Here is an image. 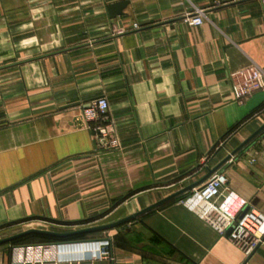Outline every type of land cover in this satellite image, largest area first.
Instances as JSON below:
<instances>
[{"label":"crops","instance_id":"obj_1","mask_svg":"<svg viewBox=\"0 0 264 264\" xmlns=\"http://www.w3.org/2000/svg\"><path fill=\"white\" fill-rule=\"evenodd\" d=\"M250 65L264 75V0H0V235L104 226L200 180L264 124V88L232 93ZM102 97L96 138L82 108ZM217 173L264 215V130ZM105 231L0 245V264H113L77 262L97 240L115 264H264V240L246 256L179 201Z\"/></svg>","mask_w":264,"mask_h":264},{"label":"built area","instance_id":"obj_2","mask_svg":"<svg viewBox=\"0 0 264 264\" xmlns=\"http://www.w3.org/2000/svg\"><path fill=\"white\" fill-rule=\"evenodd\" d=\"M184 21L190 26H200L203 16L197 11L187 16ZM230 78L232 93L238 102L264 88V75L255 65L232 72ZM108 112L109 104L104 97L97 98L82 108L87 128L95 130L96 138L113 134ZM179 203L219 236L237 246L246 256L264 240V215L253 209L245 210L247 202L228 189L225 178L217 172L198 188L192 189ZM49 247L57 250L55 245ZM110 248L111 242L107 240L97 242L94 248L85 249L77 262L108 259L115 264Z\"/></svg>","mask_w":264,"mask_h":264},{"label":"water","instance_id":"obj_3","mask_svg":"<svg viewBox=\"0 0 264 264\" xmlns=\"http://www.w3.org/2000/svg\"><path fill=\"white\" fill-rule=\"evenodd\" d=\"M127 5V2H120L116 3L113 5L108 6V14L110 18H115L116 16L122 15V11ZM264 130V124L256 131L254 132L250 137H248L244 142H242L235 150H233L229 155H227L218 165H216L214 168H207L206 169V174L197 182L190 184L170 196L152 204L151 206L131 215L128 216L122 220H119L117 222L107 224L104 226H98V227H92V228H87V229H82V230H76V231H71V232H52V231H44V230H28V231H21V230H14L8 233H4L0 235V245L9 243L13 240H16L18 238L24 237L29 234H38V235H44V236H50V237H55V238H66V237H71V236H76V235H81V234H87V233H95V232H101L109 229L116 228L120 225H123L125 223H129L133 221L134 219H137L157 208L160 206L182 199L184 196H186L189 192L192 191V189H195L199 187L201 184H203L212 174L217 172L225 163H227L231 157L235 156L241 149H243L250 141H252L257 135H259L262 131Z\"/></svg>","mask_w":264,"mask_h":264},{"label":"trees","instance_id":"obj_4","mask_svg":"<svg viewBox=\"0 0 264 264\" xmlns=\"http://www.w3.org/2000/svg\"><path fill=\"white\" fill-rule=\"evenodd\" d=\"M123 200L124 198L121 200H117L114 204H117ZM176 201H179V199ZM92 234L94 233L81 234V235H76V236H71V237H66V238H55V237H50V236L38 235V234H29L24 237L11 241L10 244L12 246L33 245V244H53V243H59V242L83 240Z\"/></svg>","mask_w":264,"mask_h":264},{"label":"rangeland","instance_id":"obj_5","mask_svg":"<svg viewBox=\"0 0 264 264\" xmlns=\"http://www.w3.org/2000/svg\"><path fill=\"white\" fill-rule=\"evenodd\" d=\"M131 226L129 225V224H127L126 226H124V227H120V228H118V229H114V230H111V231H105L106 232V235L108 234V233H111V237L110 238H113L114 239V237H115V233H116V235H118V234H122L123 232H127V230H128V228H130ZM60 233H64V232H60ZM104 233V232H103ZM102 235V232H99V233H94V234H92V235H89L86 239H94V238H98L99 236H101ZM93 241V240H92ZM95 241V240H94ZM99 240H97L96 241V243L98 242ZM27 243V242H26ZM6 244H10V242L9 243H6ZM5 244V245H6ZM92 244V243H91ZM4 245V244H3ZM11 245V244H10ZM12 246V245H11Z\"/></svg>","mask_w":264,"mask_h":264}]
</instances>
